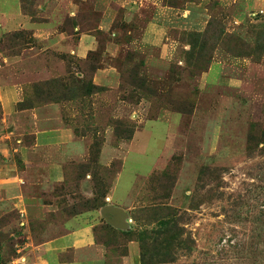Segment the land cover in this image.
<instances>
[{
	"label": "rangeland",
	"instance_id": "rangeland-1",
	"mask_svg": "<svg viewBox=\"0 0 264 264\" xmlns=\"http://www.w3.org/2000/svg\"><path fill=\"white\" fill-rule=\"evenodd\" d=\"M160 1L196 5L204 24L143 42L148 1L112 34L97 29L91 0H18L51 31L0 28V87L20 89L10 115L0 102V136L15 127L28 144L37 121L81 140L64 159V181L32 191L52 206L44 221L22 227L14 206L0 205L6 259L18 227L54 237L84 214L106 264H264V0ZM70 3L80 5L73 15ZM73 33L92 34L96 50L65 53ZM106 69L113 80L98 78ZM135 136L146 155L129 152ZM124 162L138 172L118 192ZM103 207L122 211L124 225L109 224Z\"/></svg>",
	"mask_w": 264,
	"mask_h": 264
},
{
	"label": "crops",
	"instance_id": "crops-1",
	"mask_svg": "<svg viewBox=\"0 0 264 264\" xmlns=\"http://www.w3.org/2000/svg\"><path fill=\"white\" fill-rule=\"evenodd\" d=\"M147 1L151 4V18L146 22L142 31L143 42H149L157 36V33L168 31L171 27L197 29L196 26L204 24L202 20L205 15L196 10V5H192V3H188L186 7L180 9L164 5L160 0H91L92 8L100 14L96 24L97 29L112 32V26L116 21H127L126 17H133L139 7ZM68 6L70 13L68 15H73L80 8V5L75 3H70ZM118 9L123 12L120 17ZM137 17L139 16L137 15ZM50 25L52 23L49 21H43V23L30 21L29 17L22 15L18 0H0V28L3 31L9 32L16 28H26L32 30L34 35L41 36L51 31ZM44 38L46 39V37ZM71 38L74 42L71 43V46L68 43L64 52H68L78 59H84L89 52L97 48V40L90 33H73ZM98 78L113 80L114 76L110 70L106 69L100 72ZM95 84L99 85L96 80ZM19 91L18 86L14 84L0 87L3 117L14 112L15 104L20 99ZM3 120L5 119L3 118ZM35 126L31 133L32 139L28 144L23 140V133L15 132V127H8L7 134L0 136V145L2 146L0 147L2 148L0 150V205L11 204L14 206L13 209L18 213L17 222L19 225L22 224V227H26L32 221H44L48 208L52 206L44 204L43 199L38 195H33L32 191H38V189L46 191L49 185L64 181L66 177L63 167L64 159L71 155V151H75L78 155L81 141L76 139L72 130L66 127L43 128L39 127L37 121ZM136 136L128 147L129 152L132 153L135 150L139 155H146L147 149L143 150L142 147L135 144ZM11 141L15 143L11 144ZM81 150L84 154L83 144ZM15 156L20 160L23 166L22 170H18L12 161L15 160ZM124 163L122 170H128L130 173L127 178L128 182H125L126 184H123L122 188L117 189L118 192L125 190V187L131 184L130 180L138 172L134 168L129 170L126 162ZM153 164L156 165V163ZM38 168L40 170H37ZM123 175L122 171L120 176ZM119 183H121L119 184L121 187L123 181ZM106 201L105 207L109 205L110 197H106ZM87 218L89 217L84 214L70 217L67 222L76 223V225L54 237L48 236L47 232L31 236L30 227L26 230L18 227L16 232L10 233V236L17 241L10 246L13 256L10 257L11 259H6L4 255L2 256L4 254L2 252L0 264H106L104 245L96 241L94 225L90 224Z\"/></svg>",
	"mask_w": 264,
	"mask_h": 264
},
{
	"label": "water",
	"instance_id": "water-1",
	"mask_svg": "<svg viewBox=\"0 0 264 264\" xmlns=\"http://www.w3.org/2000/svg\"><path fill=\"white\" fill-rule=\"evenodd\" d=\"M102 216L105 218V220L115 227H120L124 225L123 219H124V213L117 209L112 208H103L102 209Z\"/></svg>",
	"mask_w": 264,
	"mask_h": 264
},
{
	"label": "trees",
	"instance_id": "trees-1",
	"mask_svg": "<svg viewBox=\"0 0 264 264\" xmlns=\"http://www.w3.org/2000/svg\"><path fill=\"white\" fill-rule=\"evenodd\" d=\"M11 35V34H10ZM14 35V33H12V36ZM39 96H44V93H38ZM128 139V138H127Z\"/></svg>",
	"mask_w": 264,
	"mask_h": 264
}]
</instances>
